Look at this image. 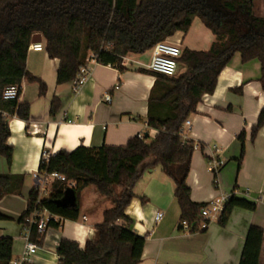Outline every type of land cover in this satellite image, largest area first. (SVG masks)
<instances>
[{"label": "trees", "instance_id": "obj_1", "mask_svg": "<svg viewBox=\"0 0 264 264\" xmlns=\"http://www.w3.org/2000/svg\"><path fill=\"white\" fill-rule=\"evenodd\" d=\"M196 18L210 29L214 42L209 50H195L187 46L178 59L182 69L169 77L146 69L140 71L156 77L155 86L162 89L154 99L167 106L164 117L149 114L148 125L159 130L148 142L135 136L123 146L103 145L98 148L79 146L74 151L60 150L48 157L42 156L38 175L59 173L65 180H55L48 189V196L41 198V206L61 217L78 220V197L88 186L109 199L112 207L103 211V220L96 225L97 240H89L84 249L69 239H61L57 247L59 264H139L144 252L146 237L134 231V220L126 214L127 207L137 197L133 190L142 175L161 166L174 180V198L180 209L179 229L183 222L191 232L198 231L207 202L192 200V189L187 182L195 150L192 141L183 139L184 123L196 112L205 95L213 94L218 77L235 55L242 62L257 60L264 77V17L254 14V0H0V155L9 166L14 147L8 118L16 116L30 121V104L21 102V84L24 79L38 82L39 94H46L47 86L34 77L26 66L29 46L34 34L45 39L44 50L51 59L59 60L57 83L77 79L81 67L91 57L102 65L124 70L123 57L142 55L157 43L167 41L178 32L187 34ZM179 67V66H178ZM18 85L19 96L5 100L7 86ZM236 91L242 93V88ZM60 100L51 102L50 113L60 108ZM264 126V107L256 125L252 127L254 140ZM245 132H241L239 165L244 157ZM20 182L11 175L0 174V197L12 185ZM69 183L77 193L76 207H61L57 201L63 197ZM39 188L30 193L21 222L35 207ZM146 203V197L140 196ZM236 208L249 211L256 203L232 194L225 203L218 223L225 226ZM8 219L0 212V220ZM59 222L51 221L57 228ZM264 229L250 225L239 264H259L264 241ZM43 234L31 229V240L42 244ZM13 239L0 238V264H9L13 255Z\"/></svg>", "mask_w": 264, "mask_h": 264}, {"label": "crops", "instance_id": "obj_2", "mask_svg": "<svg viewBox=\"0 0 264 264\" xmlns=\"http://www.w3.org/2000/svg\"><path fill=\"white\" fill-rule=\"evenodd\" d=\"M254 14L264 17V0H254ZM41 38L44 46L45 39L42 35ZM169 40L180 42L182 49L187 46L206 51L214 36L196 18L187 34L178 32ZM150 57L151 50L142 55H127L123 71L88 59L86 78L76 88L75 81L57 83L58 59H51L45 50H28L27 69L46 84L47 91L41 96L38 82L23 80L20 101L30 104L31 118L29 122L16 116L8 118V143L14 147L11 166L0 155V174L20 181L0 197V212L8 218L0 220V238L13 239V258L24 249L26 241L20 220L28 209V197L36 186L35 176L45 150L55 154L60 150L71 152L79 146H123L140 133L148 134L150 140L158 133L148 125L149 114L164 117L167 106L155 99L150 101L152 92L156 97L163 92L155 86V76L140 71L146 69ZM238 88H242V93L236 91ZM108 93L113 95L111 103L105 100ZM55 97L61 106L51 114ZM263 107L260 62H242L240 55H235L220 73L213 94L205 95L196 112L186 120L190 125L184 123L183 139L192 141L195 147L187 182L195 202L234 194L255 202L256 209L236 208L225 226L214 221L191 232L179 229L178 206L176 220L165 224L164 213L175 200L174 182L161 166L147 170L134 187L137 197L126 209L134 220V231L146 237L139 264H239L249 226L264 229V126L252 139V127ZM243 131L245 151L239 165L238 137ZM213 159L223 161L217 171L212 170ZM140 196L146 197V203L141 202ZM102 197L96 187L85 188L78 197V220H62L57 228L49 227L39 244L35 263L59 264L57 247L63 238L77 242L82 249L87 241L97 240L96 225L102 222L103 211L112 207ZM158 212L163 214L159 222L155 220ZM259 264H264V241Z\"/></svg>", "mask_w": 264, "mask_h": 264}, {"label": "built area", "instance_id": "obj_3", "mask_svg": "<svg viewBox=\"0 0 264 264\" xmlns=\"http://www.w3.org/2000/svg\"><path fill=\"white\" fill-rule=\"evenodd\" d=\"M180 42L173 43L170 41H163L157 43L152 49H151V57L149 60V64L145 65V68L151 72L158 73L165 75L166 77H172L177 74L178 70V59L180 58L182 54V48L180 47ZM29 49L34 51H42L44 50V46L37 42L31 43L29 46ZM91 61L96 62L93 57L90 58ZM126 60V57H123V62ZM88 68L86 66L81 67L80 73L78 74V77L75 81L76 88H79L83 81L86 78ZM118 88L116 84V89ZM19 89L20 87L18 85H10L7 86L3 92V98L5 100H14L17 99L19 96ZM112 96L110 93L105 95V100L108 103L112 102ZM185 125L189 126L190 121H185ZM184 127V126H183ZM138 138L143 139L145 137V134H138ZM50 153L45 150L43 156L48 157ZM212 165V170L217 171V169L223 164L222 160L213 159L212 162H210ZM36 186L39 188V197L35 202V207L33 210L29 213V215L25 218V220L22 222L23 224V237L26 241L24 243V249L21 252V254L16 257L12 258V260L9 262V264H36L35 263V256L37 255L38 251L40 250L39 244L35 243L31 240V229L33 226H36L37 232L39 234H45L48 230L49 223L51 221L59 222L61 223L62 219L60 216L52 213L45 207L41 206V193H47L48 189H45L46 187H50L51 184L55 180L63 181L65 180V176L59 174V173H51L46 175H38L36 174ZM73 183H69V187H73ZM229 199V196H223L219 198H213L207 202V206L202 211V216L204 219L209 220V222H202L199 226V228H206L211 222L218 221L219 216L224 209L225 203ZM163 218L162 212L156 213L155 220L157 222L161 221ZM215 219V220H214ZM184 230H190V225L187 222H183L182 224Z\"/></svg>", "mask_w": 264, "mask_h": 264}, {"label": "water", "instance_id": "obj_4", "mask_svg": "<svg viewBox=\"0 0 264 264\" xmlns=\"http://www.w3.org/2000/svg\"><path fill=\"white\" fill-rule=\"evenodd\" d=\"M40 34H34L32 37V43L41 41ZM77 193L72 187H68L65 189L63 193V197L57 201V204L61 207H76L77 206Z\"/></svg>", "mask_w": 264, "mask_h": 264}, {"label": "rangeland", "instance_id": "obj_5", "mask_svg": "<svg viewBox=\"0 0 264 264\" xmlns=\"http://www.w3.org/2000/svg\"><path fill=\"white\" fill-rule=\"evenodd\" d=\"M168 41H170L171 42V40H169L168 39ZM182 69L180 68V65H179V67H178V70H177V74L181 71ZM150 141V138L148 139V142ZM172 180V179H171ZM174 181V180H173ZM173 185L175 186V184L173 183ZM45 189H49L48 187H46ZM46 195L48 196V192L47 193H41V196H43V197H46ZM29 198V197H28ZM27 198V199H28ZM26 199V200H27ZM102 199L103 200H109V199H107V198H105V197H102ZM29 200V199H28ZM107 202H109L110 204H111V206H112V203H111V201L109 200V201H107ZM178 212V204H177V202H176V200H173V202H172V205L168 208V209H166V211H165V224H171V223H173L174 222V219L176 220V215L178 214L177 213ZM215 220V219H214ZM214 222V221H213ZM212 222V223H213ZM217 222V221H216Z\"/></svg>", "mask_w": 264, "mask_h": 264}]
</instances>
